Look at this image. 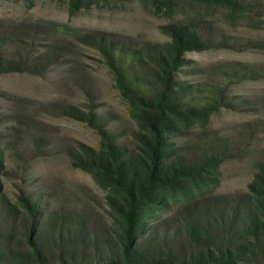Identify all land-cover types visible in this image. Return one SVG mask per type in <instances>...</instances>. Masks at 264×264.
<instances>
[{"label":"trees","instance_id":"trees-1","mask_svg":"<svg viewBox=\"0 0 264 264\" xmlns=\"http://www.w3.org/2000/svg\"><path fill=\"white\" fill-rule=\"evenodd\" d=\"M28 7L36 0H23ZM67 2L69 17L81 11L112 9L132 0H55ZM240 18L264 21V0H188ZM115 4V5H112ZM155 16L168 19L181 10L179 0H151ZM59 28L60 25L46 24ZM200 19L172 20L161 27L169 41L137 47L106 37L76 39L97 47L129 105L135 130L131 142L93 109L70 106L64 114L86 122L99 135L97 148L70 151V163L88 173L106 192L111 222L95 229L73 215L44 211L41 198L21 196L6 203L0 180V264H264V156L247 193L234 197L210 195L220 181V166L229 158L226 139L207 134L189 155L176 139L198 127L222 108L238 111L241 102L227 97L232 84L264 79V70L240 62L216 69L221 83H189L187 53L214 48L251 47L212 34ZM40 26L25 39L0 37V75H41L62 60L67 45H51L29 55ZM0 156V172L2 170ZM180 203L175 216L151 223L159 211Z\"/></svg>","mask_w":264,"mask_h":264},{"label":"rangeland","instance_id":"rangeland-1","mask_svg":"<svg viewBox=\"0 0 264 264\" xmlns=\"http://www.w3.org/2000/svg\"><path fill=\"white\" fill-rule=\"evenodd\" d=\"M179 1L181 10L168 19L153 14L151 0L123 2L112 9L92 8L73 17L68 15L66 1L36 0L28 7L23 0H0V37L25 39L27 32L40 26L36 44L28 46L29 55L37 56L54 44L69 48L62 60L41 75H0V180L6 203L17 204L19 197L29 195L41 198L46 214L80 217L95 229L106 228L111 222L106 192L88 173L73 168L69 157L70 151L81 146L97 148L100 137L86 122L64 114L61 108L93 109L110 121L108 128L122 135L121 143L132 141L130 133L135 126L100 50L77 40V33L137 47L160 45L169 41L162 26L172 20L200 19L213 27V36L248 41L251 47L187 53L189 63L182 79L220 84L216 69L229 62L264 70V21L240 18L233 23L222 9ZM48 23L60 27H48ZM227 97L241 102L242 109L222 108L210 117L206 130L194 127L175 140L183 155H189L207 134L226 139L234 157L220 166L219 184L208 193L218 197L246 194L264 156V79L232 84ZM180 205L172 203L157 212L151 223L175 216Z\"/></svg>","mask_w":264,"mask_h":264}]
</instances>
